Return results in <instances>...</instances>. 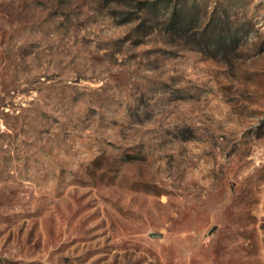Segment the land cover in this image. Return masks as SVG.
Listing matches in <instances>:
<instances>
[{
	"label": "rangeland",
	"instance_id": "obj_1",
	"mask_svg": "<svg viewBox=\"0 0 264 264\" xmlns=\"http://www.w3.org/2000/svg\"><path fill=\"white\" fill-rule=\"evenodd\" d=\"M0 264H264V0H0Z\"/></svg>",
	"mask_w": 264,
	"mask_h": 264
},
{
	"label": "trees",
	"instance_id": "obj_2",
	"mask_svg": "<svg viewBox=\"0 0 264 264\" xmlns=\"http://www.w3.org/2000/svg\"><path fill=\"white\" fill-rule=\"evenodd\" d=\"M150 4V2H147ZM179 5H175V8L173 10V16H172V20H173V23L176 24L178 21H179V15H180V12H181V8L178 7ZM222 37L220 36V40H223L221 39Z\"/></svg>",
	"mask_w": 264,
	"mask_h": 264
}]
</instances>
